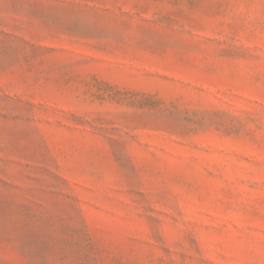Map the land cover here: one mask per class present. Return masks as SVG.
<instances>
[{
    "label": "rangeland",
    "instance_id": "1",
    "mask_svg": "<svg viewBox=\"0 0 264 264\" xmlns=\"http://www.w3.org/2000/svg\"><path fill=\"white\" fill-rule=\"evenodd\" d=\"M0 264H264V0H0Z\"/></svg>",
    "mask_w": 264,
    "mask_h": 264
}]
</instances>
